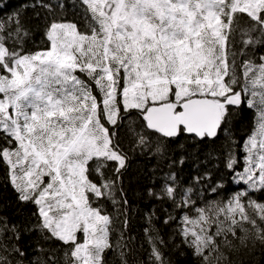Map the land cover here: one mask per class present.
<instances>
[{"label": "snow or ice", "instance_id": "snow-or-ice-1", "mask_svg": "<svg viewBox=\"0 0 264 264\" xmlns=\"http://www.w3.org/2000/svg\"><path fill=\"white\" fill-rule=\"evenodd\" d=\"M0 264H264V0H0Z\"/></svg>", "mask_w": 264, "mask_h": 264}, {"label": "trees", "instance_id": "trees-1", "mask_svg": "<svg viewBox=\"0 0 264 264\" xmlns=\"http://www.w3.org/2000/svg\"><path fill=\"white\" fill-rule=\"evenodd\" d=\"M12 2L15 3L16 0H12ZM249 124L250 121L247 119L242 122L239 128V135L243 136L247 132L249 128ZM142 223L143 222L138 217H133L132 220L133 234L140 233ZM257 259H259V257H257Z\"/></svg>", "mask_w": 264, "mask_h": 264}]
</instances>
